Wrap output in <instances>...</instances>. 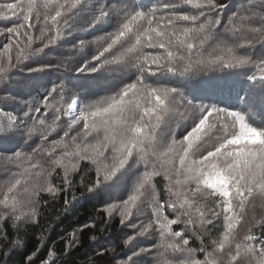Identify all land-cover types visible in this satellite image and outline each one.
<instances>
[{"label": "snow or ice", "instance_id": "6c2138e0", "mask_svg": "<svg viewBox=\"0 0 264 264\" xmlns=\"http://www.w3.org/2000/svg\"><path fill=\"white\" fill-rule=\"evenodd\" d=\"M80 20L88 28L105 23L112 28L90 42L97 45L91 62L81 66L77 61L73 67L80 74H96L86 78L84 95L82 86L69 80L30 104L23 119L0 109V141L20 137L35 145L0 162L8 173L0 182V224L10 221L18 231L22 224L35 223L41 193L66 192L71 174L86 160L96 172L89 192L110 194L124 183L126 198L104 208L136 230L123 241L130 252L123 264H264V232H240L254 200L264 202V0H245L227 23L216 0H0V21L6 22L0 35L7 39L0 47V80L11 79L19 65L59 46L81 27ZM75 39L79 44L73 48L83 49L86 40ZM257 45L259 57L247 51ZM26 67L32 73L45 70ZM207 68L253 69L245 73L249 94L237 97L243 106L229 110L196 104L186 93H179L177 105L178 89L164 82L167 76L186 77L187 89L191 77ZM116 73L127 75L128 82L120 79L106 88ZM203 86L209 99L230 89L224 80ZM69 87L75 93L70 97ZM177 116L191 121L180 139L171 129ZM60 173L64 188L52 182ZM159 176L166 181V200L155 183ZM139 214L147 216L146 223L132 222ZM179 225L183 228L177 230ZM149 234L153 246L137 249L133 241ZM193 240L198 246H191ZM9 243L6 256L23 244L20 239ZM34 255L27 257L29 264ZM41 264H55V252L49 250Z\"/></svg>", "mask_w": 264, "mask_h": 264}, {"label": "trees", "instance_id": "16d2710c", "mask_svg": "<svg viewBox=\"0 0 264 264\" xmlns=\"http://www.w3.org/2000/svg\"><path fill=\"white\" fill-rule=\"evenodd\" d=\"M107 2L109 0H100L101 4ZM143 2L149 3V0H143ZM216 2L218 14L227 23L229 15L238 10L245 0H216ZM5 23L0 21V28L5 27ZM79 23L81 27L75 28L71 35L65 36L59 46H51L45 49V52L40 56L33 57L25 64L19 65L13 70L11 79L0 80V109L13 112L23 119V114L28 111L30 104L42 97L54 84L60 82L67 84L69 80L72 84L82 86L80 94L81 96L84 95L83 86L88 83L86 78L96 74L89 72L80 74L73 71V67L77 61H80L81 66L84 63H90L91 55L95 53L97 47L96 44L90 42L106 35L112 28L106 23L95 28L86 27L83 20H80ZM8 26H11V24L8 23ZM35 34L39 35V32L36 31ZM75 37L86 40L83 49L73 48V44H79ZM6 42V35H0V47ZM247 51L259 57L262 49L257 45L254 49H248ZM61 53L63 55H60ZM35 61L40 62L36 63ZM48 63H51L52 66L47 67ZM26 65L44 67L45 70L32 73ZM56 65L62 66L56 67ZM252 71V68L223 71L212 68L202 69L191 77L190 86L204 78L207 81L197 84L202 86L193 87L191 91L190 88L186 89L182 84L187 79L186 77L169 74L164 82L170 77L180 82V88L184 93L187 91V93L191 92L189 95L203 94V96L208 97L203 86L204 82L227 81L230 85L229 91L218 94L212 99L219 104L223 102L229 110H238L242 100L237 97L249 94V89L252 87L245 73L251 74ZM104 75H107V73ZM120 79L128 82L129 77L119 73L113 74V77L106 81L105 87L118 84ZM132 79H134V76ZM237 81H239V85L234 84ZM67 93L69 97L75 94L71 87L67 89ZM109 94L111 93H100L101 96ZM98 98L89 97V100ZM32 115L42 116L43 113L33 112ZM34 146L31 142L26 143L20 137L0 141V162L4 160L6 155H10L14 151L29 152L31 147ZM57 171L59 173V170ZM7 176L8 173L0 168V182H3ZM95 178V167L89 161H81L77 171L71 174V187L66 192L61 191L55 197L48 193H41L35 223L22 224L18 231L11 227L10 221L7 224H0V264H29L27 257L33 253L35 255L32 258V264H41L47 258L49 250L55 252V264H123L127 255L130 254L123 241L129 235L135 236L136 232L131 231L128 221L125 222V225L120 223L121 217L118 213L110 217L104 211L108 193L97 195L95 192L88 191L89 187L94 184ZM52 182L57 187L64 188L62 173L53 176ZM155 183L161 194V199L166 200L167 194L164 191L166 181L162 176H159L155 178ZM66 199L68 201L67 205L65 204ZM166 214L172 216L169 212ZM256 222H259V220H256ZM174 227L179 230L182 225ZM251 229L256 236H261L264 232V228L257 223H254ZM16 239L23 242L22 246H17L11 251L10 255L6 256L4 253L12 248L9 241H15ZM133 244L137 249L145 245V247L151 248L154 244V236L151 234L139 236L133 241ZM190 244L195 247L198 246L199 241L193 240L190 241Z\"/></svg>", "mask_w": 264, "mask_h": 264}, {"label": "rangeland", "instance_id": "374dc122", "mask_svg": "<svg viewBox=\"0 0 264 264\" xmlns=\"http://www.w3.org/2000/svg\"><path fill=\"white\" fill-rule=\"evenodd\" d=\"M178 77H180V76L178 75ZM203 81H207V79L204 78L202 80H199L195 84L191 85L192 88L190 86L189 90L191 91V89H193V87L196 88V87L202 86V85L198 86L197 84H201V83H203ZM171 82H173V84H171ZM242 82H244V81H242ZM165 83H167L169 86L176 87L178 89L177 105L180 106L179 102L181 100V96L179 95V93H184V91L180 88V85H179L180 82L168 77V79L165 81ZM234 84L239 85L240 83H239V81H237L236 83L234 82ZM258 89H259V85H256V90H258ZM185 93H186V99H192L194 101V103H196V104H199V103H205V104L215 103V104H217L220 107H226L223 102H220V104H219L216 100H214L212 98L209 99L207 96H203V94H197V95L194 96V95H189L191 92L187 93V91H186ZM186 99H185V103H186ZM255 103L257 105H259V103H260V97L259 96H257L255 98ZM239 106L240 107L243 106L242 103L239 104ZM183 110H184V108L181 107V111H183ZM190 126H191V121L190 120L186 121V120L181 119L179 116H177L173 120V122L171 124V129H172V132L175 135V137L177 139H180V138H182V136L185 133L186 129L188 127H190ZM140 167H141V170H143V166L141 165ZM134 178L135 177H133V179ZM129 187H130V182H129ZM126 195H127V193L124 191V183H123V181H121L120 183L116 184L113 187V189L110 190V194H108L106 196V201H107V203H112V202L119 203L121 197L123 196L124 198H126ZM166 199H167V195H166ZM254 204H255L254 210L251 207L249 208L248 215L245 217V221H244L242 227L240 228L241 235L246 233L248 231V229L251 228V226L254 223H257L256 220H259V222L261 224H264V202H262L260 200V198L257 197L254 200ZM147 211H148V215H150V210H147ZM171 215H172V213H171ZM142 221L146 223L147 222V216H145L143 214H139V215L134 216L132 218V222H134V223H136L138 225ZM218 223L222 226V224H223L222 218H221V220ZM128 225H129L131 231L136 232V230L131 227V223L130 222H128ZM182 228H183V225H182ZM145 246H142V248H147ZM144 259L150 261L152 259V256L146 254L144 256Z\"/></svg>", "mask_w": 264, "mask_h": 264}]
</instances>
